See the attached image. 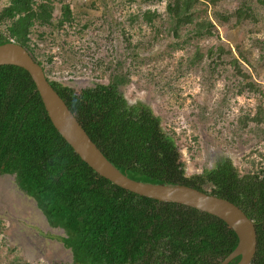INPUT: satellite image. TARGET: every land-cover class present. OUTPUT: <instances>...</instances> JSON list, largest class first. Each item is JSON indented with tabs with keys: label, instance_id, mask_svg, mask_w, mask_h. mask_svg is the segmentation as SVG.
Segmentation results:
<instances>
[{
	"label": "trees",
	"instance_id": "1",
	"mask_svg": "<svg viewBox=\"0 0 264 264\" xmlns=\"http://www.w3.org/2000/svg\"><path fill=\"white\" fill-rule=\"evenodd\" d=\"M238 2L231 14L213 10L215 21L227 24L236 16L230 29L243 28L247 22L258 23L250 0ZM258 2L264 5V0ZM208 4L205 0H166V34L181 43L211 37L214 21L199 14L203 12L199 6ZM55 9L59 10L58 16L54 15ZM159 16L149 10L128 14L130 24L140 20L155 28L148 47L156 40ZM74 18L75 12L64 0H0V45L14 41L27 50L90 139L121 173L135 181L185 185L238 206L256 229L257 248L251 264H264L262 92L243 80L226 86L236 95L246 88L258 96L255 113L231 122L225 136L228 146L248 145L258 159L249 152L238 168L230 158H221L211 169L189 174L174 134L163 129L149 106L131 105L120 93L130 82L129 76L120 72L121 62H116L111 74V64L103 67L110 55L98 62L90 57L83 60L70 45L58 42L59 30ZM113 23L121 31V23ZM49 34H55L57 52H51L56 48L53 43H46ZM255 43L261 45L260 59H264V42ZM140 50L137 45L126 51L134 61ZM239 55L242 62L250 64L248 58ZM203 57L196 51L188 60L189 66ZM207 59L213 65L208 79H213L216 67L225 64L231 66V76H250L243 72L230 49H210ZM92 69L101 73L92 76ZM84 80L89 81L87 86H76L77 81ZM217 113L211 117L215 124L221 119ZM0 176H14L18 188L34 200L46 223L63 231L62 236L53 238L70 250L72 264H219L238 242L235 233L212 215L136 195L100 177L54 129L30 75L22 68L7 65L0 66ZM2 222L0 218V236L6 244ZM13 251L16 247L10 245L9 252ZM8 264L31 263L15 255Z\"/></svg>",
	"mask_w": 264,
	"mask_h": 264
},
{
	"label": "rangeland",
	"instance_id": "2",
	"mask_svg": "<svg viewBox=\"0 0 264 264\" xmlns=\"http://www.w3.org/2000/svg\"><path fill=\"white\" fill-rule=\"evenodd\" d=\"M98 1L64 0L71 5L75 18L71 24H65L59 30L58 42L66 47L70 45L83 60L90 57L98 62L100 58L106 59L107 54L110 55L103 67L111 64V74L113 68L117 67L116 62H121L120 72L128 75L130 82L120 93L131 105L141 103L149 106L160 118L163 129L170 135L174 134L189 174L211 169L221 158H230L233 164L241 168L251 147L244 144L236 148L228 146L225 136L231 130V122L233 124L244 114L255 113L258 96L246 88L242 94L236 95L226 86L239 80H243L242 83L252 82L262 92L261 104L264 106V59H260L261 45L255 43L256 40L264 42V5L258 0H250L258 23L247 22L243 28L230 29L237 17L232 16L230 22L223 24L215 21L212 11L231 14L237 9L238 0H218L216 3L205 0L209 4L199 6L203 11L199 14L214 21L213 35L181 43L182 40L174 41L165 32L166 0H110L109 5V0L107 3ZM146 10L160 14L156 21L159 31L149 47L148 43L155 36V28L140 20L132 24L127 21L129 13L139 14ZM54 15H59L58 9L54 10ZM113 22L121 23V31ZM85 23H88L87 27L83 26ZM48 36L46 43H53V47H56L51 52H57L53 40L55 34ZM137 45L141 50L133 61L126 50L134 49ZM219 46L231 50L240 61L242 71L249 73L247 79L231 76L229 64L216 67L213 79H208V71L213 65L207 59V54L210 49ZM196 51L204 57L189 66L188 60ZM239 54L248 58L250 64L242 62ZM64 70H67L66 66ZM100 73L96 69L91 72L92 76ZM88 80L77 81L76 86H87ZM215 111H218L217 116L221 115L218 124L211 119L216 115L213 114ZM260 144L263 146L264 141ZM250 154L258 159L255 151ZM0 218L5 228L3 234L8 239L3 244L0 236V264H8L15 255L27 259L31 264H72L70 250L53 238L62 236L63 231L51 228L46 223L34 200L18 188L14 176H0ZM10 245L16 247V251L10 253Z\"/></svg>",
	"mask_w": 264,
	"mask_h": 264
},
{
	"label": "water",
	"instance_id": "3",
	"mask_svg": "<svg viewBox=\"0 0 264 264\" xmlns=\"http://www.w3.org/2000/svg\"><path fill=\"white\" fill-rule=\"evenodd\" d=\"M24 69L34 82L45 112L54 129L73 152L100 177L136 195L159 202L174 203L212 215L237 236L235 249L219 264H251L257 248L255 225L230 201L180 184H153L130 179L112 165L79 124L64 101L47 81L44 71L27 50L17 43L0 45V66Z\"/></svg>",
	"mask_w": 264,
	"mask_h": 264
},
{
	"label": "bare ground",
	"instance_id": "4",
	"mask_svg": "<svg viewBox=\"0 0 264 264\" xmlns=\"http://www.w3.org/2000/svg\"><path fill=\"white\" fill-rule=\"evenodd\" d=\"M12 43H15L14 41H11Z\"/></svg>",
	"mask_w": 264,
	"mask_h": 264
},
{
	"label": "clouds",
	"instance_id": "5",
	"mask_svg": "<svg viewBox=\"0 0 264 264\" xmlns=\"http://www.w3.org/2000/svg\"><path fill=\"white\" fill-rule=\"evenodd\" d=\"M86 0H83V2H85Z\"/></svg>",
	"mask_w": 264,
	"mask_h": 264
}]
</instances>
